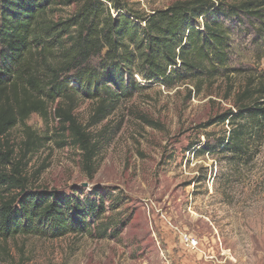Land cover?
I'll return each mask as SVG.
<instances>
[{"label": "rangeland", "instance_id": "rangeland-1", "mask_svg": "<svg viewBox=\"0 0 264 264\" xmlns=\"http://www.w3.org/2000/svg\"><path fill=\"white\" fill-rule=\"evenodd\" d=\"M121 1L149 14L177 0ZM73 10L55 8L48 17L66 19ZM230 29L228 67L239 73L227 83L217 78L196 93L193 85L166 90L135 76L132 97L96 125L89 101L74 105L76 126L97 143L92 177L54 116L55 104L9 131L2 151L21 164L29 190L75 191L83 201L97 191L105 212L95 231L82 235L0 241V264H264V142L249 161H232L213 148L230 126H209L234 110L225 99L228 84L236 90L264 75L260 26Z\"/></svg>", "mask_w": 264, "mask_h": 264}, {"label": "trees", "instance_id": "trees-1", "mask_svg": "<svg viewBox=\"0 0 264 264\" xmlns=\"http://www.w3.org/2000/svg\"><path fill=\"white\" fill-rule=\"evenodd\" d=\"M69 6L74 10L66 19L48 17ZM242 23L264 32V0H177L149 14L121 0H0V241L82 235L95 231L105 212L97 191L83 201L75 191L29 190L21 164L2 151L11 129L32 114L45 117L55 104L54 116L92 177L97 143L76 126L74 105L89 101L96 125L132 97L135 76L166 90L193 85L196 93L217 78L227 83L239 73L228 67L230 27ZM229 98L234 110L209 122L230 126L213 148L246 162L264 142V75L236 90L228 84ZM33 145H25L27 152Z\"/></svg>", "mask_w": 264, "mask_h": 264}, {"label": "bare ground", "instance_id": "bare-ground-1", "mask_svg": "<svg viewBox=\"0 0 264 264\" xmlns=\"http://www.w3.org/2000/svg\"><path fill=\"white\" fill-rule=\"evenodd\" d=\"M193 245H194V249H195V248H196V246H197V243H193ZM193 245H192V246H193Z\"/></svg>", "mask_w": 264, "mask_h": 264}, {"label": "water", "instance_id": "water-1", "mask_svg": "<svg viewBox=\"0 0 264 264\" xmlns=\"http://www.w3.org/2000/svg\"><path fill=\"white\" fill-rule=\"evenodd\" d=\"M83 188H86L87 187V185L86 184H83V185H81Z\"/></svg>", "mask_w": 264, "mask_h": 264}]
</instances>
